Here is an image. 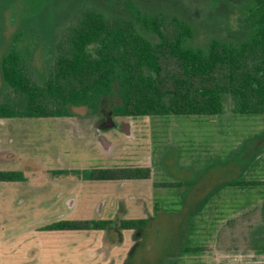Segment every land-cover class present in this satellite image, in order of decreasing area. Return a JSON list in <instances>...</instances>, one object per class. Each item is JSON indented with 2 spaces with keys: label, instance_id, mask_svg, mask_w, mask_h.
I'll return each instance as SVG.
<instances>
[{
  "label": "rangeland",
  "instance_id": "rangeland-1",
  "mask_svg": "<svg viewBox=\"0 0 264 264\" xmlns=\"http://www.w3.org/2000/svg\"><path fill=\"white\" fill-rule=\"evenodd\" d=\"M111 1L1 0L0 60L13 36L22 32L29 42L22 46L34 53L31 65L42 72L54 37L76 19L78 9L93 5L111 15L125 14ZM140 1L149 12L165 10L188 19L198 30L190 46L205 47L215 36H241L236 19L242 11L239 2L245 0H235L227 12L217 0ZM72 110L77 118L0 119V171H20L26 177L25 182H0V252L14 249L16 259L28 264L33 244L27 241L29 231L48 232V224L61 216L97 220L101 210L114 221L115 204L126 200L130 208L137 199H150L146 201L153 220L130 263L166 264L180 258L183 264H264V115L234 114L227 100L224 114L213 117H118L119 124L130 125L131 133L102 132L99 136L111 143L107 150L92 125L100 118L85 108ZM117 167H149L153 178L82 183L73 173ZM240 180L261 185H224ZM162 183L182 186L161 188ZM70 200L77 203L73 208L67 204ZM130 215L140 217L136 211ZM115 223L111 229L118 227ZM95 244L101 251V239ZM187 247L204 251L185 254ZM97 256L104 257L91 255L84 264L100 263Z\"/></svg>",
  "mask_w": 264,
  "mask_h": 264
},
{
  "label": "trees",
  "instance_id": "trees-1",
  "mask_svg": "<svg viewBox=\"0 0 264 264\" xmlns=\"http://www.w3.org/2000/svg\"><path fill=\"white\" fill-rule=\"evenodd\" d=\"M217 1L225 12L236 5L235 0ZM239 3L242 11L236 20L241 36H215L205 47L189 45L198 30L188 19L165 10L149 12L140 0H116L125 13L116 15L85 5L54 37L52 55L42 72L32 67L34 53L22 46L27 41L25 34L17 32L0 60V119L73 118V108H85L95 117L107 113L128 118L213 117L224 114L227 100L234 114L262 116L264 0ZM73 173L93 182L153 177L149 167ZM25 181L20 171H0V182ZM224 185L248 189L261 182L240 180ZM179 186L182 183L159 187ZM115 222L60 221L47 230L103 231ZM149 224L150 219L117 222L119 229L134 230L141 237ZM203 251L202 247L182 250L185 254Z\"/></svg>",
  "mask_w": 264,
  "mask_h": 264
},
{
  "label": "crops",
  "instance_id": "crops-1",
  "mask_svg": "<svg viewBox=\"0 0 264 264\" xmlns=\"http://www.w3.org/2000/svg\"><path fill=\"white\" fill-rule=\"evenodd\" d=\"M128 125L125 127V130L120 131L129 135L131 133V127L127 123H122ZM106 132L105 134L109 133ZM95 137L98 138L99 135L95 132ZM102 142L104 143L103 148L109 149L111 147V143L107 141L105 137H102ZM122 168V167H121ZM131 168V167H130ZM61 171V170H60ZM153 178V177H152ZM151 180V179H150ZM150 180H140L141 181H150ZM85 180H82V183ZM93 182V181H87ZM97 182V181H95ZM107 182H130V181H107ZM152 193H155L156 188L153 185ZM158 189V188H157ZM147 201L150 199H146ZM144 199H137L136 205L134 207H127L126 200H124L123 206L120 207L119 204H115L112 208L113 216L122 220H132V219H150L153 220L152 214L149 211V206L147 205V201ZM70 208H73L77 203L75 200H70L67 203ZM105 205V203H104ZM138 209H140L138 211ZM122 210V211H121ZM136 211L140 213L139 218H134L130 214ZM102 210L100 211V215H98V219L108 220L110 217H104L102 214ZM116 213V214H115ZM96 215V214H95ZM130 215V216H129ZM69 216H61V218L57 219L54 222H50L48 224L52 225L54 223L60 221H74L69 220ZM76 221V220H75ZM119 221V219H118ZM117 225V223H116ZM118 226V225H117ZM114 230V231H112ZM113 232V235L111 234ZM84 233H87L89 237L85 236ZM29 237L27 239L33 241L31 246L32 250L28 249V264H84L85 258H90L91 255H102L104 257H98L97 260L101 264H132L130 263L132 253L135 247L139 244L142 237L141 234L134 230H121L119 227L116 229H111L110 226L103 231H48V232H38V231H29ZM92 234V237H90ZM94 234V236H93ZM98 239H101V247L98 250ZM21 239H19L20 241ZM3 252V253H2ZM18 252V251H17ZM14 249L8 250L4 249V251L0 252V264H7L8 262L17 261L21 263L20 260L16 259L17 253ZM168 262V261H167ZM172 262V263H171ZM171 264H183L180 261V258L171 260ZM100 263H92V264H100ZM169 263V264H170ZM24 264V263H21Z\"/></svg>",
  "mask_w": 264,
  "mask_h": 264
},
{
  "label": "flooded vegetation",
  "instance_id": "flooded-vegetation-1",
  "mask_svg": "<svg viewBox=\"0 0 264 264\" xmlns=\"http://www.w3.org/2000/svg\"><path fill=\"white\" fill-rule=\"evenodd\" d=\"M73 118H77V117H73ZM99 118H100L99 122L97 121L96 123L92 124L94 129H95V132L98 135H101L102 132L106 133L108 131H114V130H117V131L125 130V127H124L125 125L122 123L119 124L116 121V118H118V117H113L111 114L107 113V114H105ZM98 139H100V141H101L102 137L99 136ZM119 206L122 207L123 203L121 202V204ZM117 218H119V214L117 215V217L114 221H116ZM99 220H101V219H99Z\"/></svg>",
  "mask_w": 264,
  "mask_h": 264
},
{
  "label": "water",
  "instance_id": "water-1",
  "mask_svg": "<svg viewBox=\"0 0 264 264\" xmlns=\"http://www.w3.org/2000/svg\"><path fill=\"white\" fill-rule=\"evenodd\" d=\"M126 127H128V125H126Z\"/></svg>",
  "mask_w": 264,
  "mask_h": 264
}]
</instances>
